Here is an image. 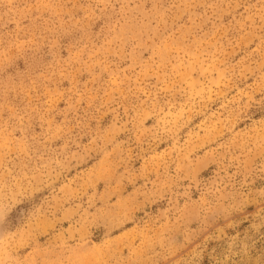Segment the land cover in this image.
Listing matches in <instances>:
<instances>
[{
  "label": "rangeland",
  "instance_id": "rangeland-1",
  "mask_svg": "<svg viewBox=\"0 0 264 264\" xmlns=\"http://www.w3.org/2000/svg\"><path fill=\"white\" fill-rule=\"evenodd\" d=\"M0 264H264V0H0Z\"/></svg>",
  "mask_w": 264,
  "mask_h": 264
}]
</instances>
